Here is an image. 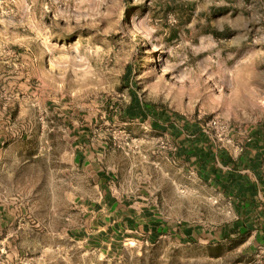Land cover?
<instances>
[{"label":"rangeland","instance_id":"rangeland-1","mask_svg":"<svg viewBox=\"0 0 264 264\" xmlns=\"http://www.w3.org/2000/svg\"><path fill=\"white\" fill-rule=\"evenodd\" d=\"M262 1L0 0V201L13 216L0 264H264L249 231L214 233L241 220L227 193L170 141H152L148 121L124 115L133 92L189 124L217 117L235 141L251 138L264 122ZM82 131L113 171L111 192L171 232H129L115 245L95 243L93 227L83 236L68 195L82 185L68 165ZM184 226L214 238L178 236Z\"/></svg>","mask_w":264,"mask_h":264},{"label":"crops","instance_id":"crops-1","mask_svg":"<svg viewBox=\"0 0 264 264\" xmlns=\"http://www.w3.org/2000/svg\"><path fill=\"white\" fill-rule=\"evenodd\" d=\"M262 2L264 5V1ZM137 121L140 123L139 119H137ZM146 121L149 123L141 127L147 135H151L150 138L152 141L160 139L168 140V142L170 141L177 151L176 155L181 161L189 160L191 163L195 162L194 164L201 172L200 176L210 185L214 184L216 187L218 186L222 189L223 192L227 193L231 200L237 204L238 214H241V220H237L230 225L228 224L226 227L234 223L240 224V228L253 234V246L256 244L264 248V122L258 129L257 137L254 134L255 131L244 150L249 156V161L254 162L258 160L260 162L259 172L254 174L249 169L240 170V174L245 175L248 182L256 186V192L254 195H245L242 200H239L234 198L232 192L223 187L226 181L224 178H219L217 175L210 174L209 170L213 165L221 167L223 170H229L228 167H226V169L222 167L218 158L215 159L214 163H207L205 166L206 170L200 167L197 160L199 155H197V153L202 149H208H205L202 144V139L199 137L201 134L197 136L196 133L192 134L189 132L190 128L193 126L188 127L184 119H176V122L169 126L167 123L164 126L157 125V127L153 126L149 117L143 120V122ZM195 128L203 132L201 126L197 125ZM79 133L81 134L76 136L78 142L73 148L72 159L68 165L73 171V175H76L82 185L71 186L68 195H70V201L73 203L71 204L72 210L75 211V209H77L84 217V226L82 225L83 227L81 226L82 228L80 229L83 236L89 235L86 231L89 227H93L94 231L97 232L95 237L98 238L97 240L94 239L95 243L105 242L109 245H115V237L119 235L122 236L129 232L145 234L149 239H153L155 235L158 237L160 234H165L166 231L171 232V225L160 222L155 215V210L151 208L139 209L127 194L121 193L120 196H117L111 192V185L114 184L113 171L108 169L103 162L104 155L99 152L100 149L94 146L88 138L85 137L83 131L78 132V134ZM255 139H257V143L254 145ZM216 149L215 146H212L209 151L215 153ZM184 150H186V152H184ZM2 154L3 150L0 148V167L3 164ZM243 155L239 157L241 160L244 159ZM177 156H174V158ZM35 157L37 158V156ZM86 188L94 190L97 196L91 198L90 195L84 191ZM76 191H79V193H75ZM75 197L77 198L78 204H76V202L74 203L73 199ZM12 219L13 216L10 206L0 201L1 244L6 240L1 237V235L11 224ZM224 227L225 226L220 227L218 230L219 232L215 231L214 233L220 235V231ZM187 229H189V232ZM200 229L201 228L196 226L195 229L193 228L190 230V226H184L181 228L178 236L188 238L187 235H189L192 238L200 237L207 240L214 238V235L210 232L211 238H207L205 231ZM112 235L114 236L112 237ZM87 239L91 238L87 236ZM254 263L249 262L248 264Z\"/></svg>","mask_w":264,"mask_h":264},{"label":"trees","instance_id":"trees-1","mask_svg":"<svg viewBox=\"0 0 264 264\" xmlns=\"http://www.w3.org/2000/svg\"><path fill=\"white\" fill-rule=\"evenodd\" d=\"M131 100L129 105L124 110L125 118L127 119H139V120H146L148 117L151 120L153 126L157 127V125L164 126L168 123V126L175 123L176 119H180L179 116L172 115L171 113L167 112L164 109L157 108L155 106H151L145 104L137 94L131 92ZM188 127L193 126L190 128L189 132L194 134L196 133L202 139V144L205 147L204 150L202 149L197 153L199 157L197 160L204 170H206L205 166L207 163H214L215 159L218 158L222 167H228L229 170H223V168L218 166H212L210 171L211 175H217L219 178H224L226 181L223 184V187L228 191L232 192L234 198L242 200L245 195H254L256 192V186L252 185L248 182L247 177L245 175L240 174L241 169H249L254 174L259 172L260 162L255 160L254 162L249 161V156L246 151H244V159H233L231 158L228 153L224 149H219L215 146L213 141L210 139L208 135L200 130H197L195 126L196 124H189L185 122ZM257 137L258 130L254 133ZM251 140V139H250ZM257 143V139L254 140V145ZM215 146L216 152H210L209 149ZM189 148V147H188ZM186 152V150H184ZM189 156V155H188ZM226 227V225H224ZM240 224H232L231 226L224 227L220 231V235L222 237H228L232 234H235L236 231L240 230ZM195 229L196 226L190 227V230ZM189 232V229H187ZM156 235L153 239H156ZM188 239H192L189 235H187Z\"/></svg>","mask_w":264,"mask_h":264},{"label":"built area","instance_id":"built-area-1","mask_svg":"<svg viewBox=\"0 0 264 264\" xmlns=\"http://www.w3.org/2000/svg\"><path fill=\"white\" fill-rule=\"evenodd\" d=\"M201 127L203 132L210 137L217 148H220V144L230 145L233 150V155L236 157L245 150V143L250 141V137H246L244 143L235 141L231 134L230 126L224 120L217 117L211 118ZM261 252H264V248H262Z\"/></svg>","mask_w":264,"mask_h":264}]
</instances>
